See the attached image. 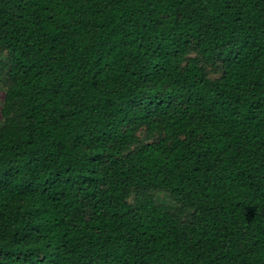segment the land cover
I'll return each instance as SVG.
<instances>
[{
    "label": "trees",
    "instance_id": "trees-1",
    "mask_svg": "<svg viewBox=\"0 0 264 264\" xmlns=\"http://www.w3.org/2000/svg\"><path fill=\"white\" fill-rule=\"evenodd\" d=\"M0 264H264V0H0Z\"/></svg>",
    "mask_w": 264,
    "mask_h": 264
},
{
    "label": "rangeland",
    "instance_id": "rangeland-1",
    "mask_svg": "<svg viewBox=\"0 0 264 264\" xmlns=\"http://www.w3.org/2000/svg\"><path fill=\"white\" fill-rule=\"evenodd\" d=\"M4 98V91L0 89V120H1V102Z\"/></svg>",
    "mask_w": 264,
    "mask_h": 264
}]
</instances>
